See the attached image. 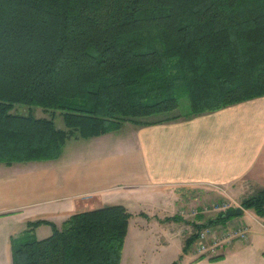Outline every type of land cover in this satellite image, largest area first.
Wrapping results in <instances>:
<instances>
[{"label":"trees","instance_id":"obj_1","mask_svg":"<svg viewBox=\"0 0 264 264\" xmlns=\"http://www.w3.org/2000/svg\"><path fill=\"white\" fill-rule=\"evenodd\" d=\"M183 95L188 110L170 113ZM260 95L264 0H0L2 163L56 158L68 138L114 131L124 121L157 123ZM14 103L50 116L13 112ZM55 111L64 128L54 124ZM239 203L264 214V188ZM225 210L207 218L197 210L182 251L203 227L228 220ZM128 217L113 203L58 225L28 221L11 237V262L118 264ZM42 223L51 231L37 238L33 228Z\"/></svg>","mask_w":264,"mask_h":264},{"label":"crops","instance_id":"obj_2","mask_svg":"<svg viewBox=\"0 0 264 264\" xmlns=\"http://www.w3.org/2000/svg\"><path fill=\"white\" fill-rule=\"evenodd\" d=\"M122 128L68 138L53 159L0 162V264H12L11 237L28 221L48 219L58 225L71 213L113 203L128 210L127 231L133 229L132 216L140 231L151 223L161 229L169 258L155 264H198L203 260L198 252L186 254L192 245L182 251L192 230L191 209L211 199L238 203L264 188V95ZM242 209L225 223H245L248 232L225 247L223 259L249 249L252 262L264 264V214ZM50 231L45 223L33 228L37 238ZM146 238L139 234L133 242L141 246Z\"/></svg>","mask_w":264,"mask_h":264},{"label":"rangeland","instance_id":"obj_3","mask_svg":"<svg viewBox=\"0 0 264 264\" xmlns=\"http://www.w3.org/2000/svg\"><path fill=\"white\" fill-rule=\"evenodd\" d=\"M11 110L13 112H17L21 114L30 113L34 116H46V117L50 116L49 112L44 111L40 106L29 105L25 103H14ZM187 110H188V99H187V96L183 95V96H180L179 98L178 106L173 111H170V113L182 114L186 112ZM53 121L57 127H61V128L65 127L63 120H62V116L59 111H55V114L53 115ZM128 125H131V122L124 121L121 126V128L123 127L122 130L124 131L125 126H128ZM215 201H219V200L211 199L208 201H203L202 205L198 208L199 212L202 213L204 218L213 217L217 213L218 211L217 209L211 208V205L216 203ZM239 202L240 201H238V203ZM203 205L206 206V209L205 208L202 209ZM195 211L197 210L191 209V216H190L191 218L188 219L189 221H192V220L194 221ZM164 214L165 213H159L158 216L164 215ZM239 215L231 216L229 219L239 216ZM162 217L165 221L169 220V218H166L164 216ZM134 219H136L134 218V216H132L130 219L131 226H133V229H129V231H126L123 244H122L121 256H120V260L118 264H155L157 263V259L159 262L165 263L169 258V256H167L165 253L169 250H167L165 245L162 244V239L160 238V236L163 235V232L161 231V229L159 227L154 226L151 223L147 226L145 225L144 230L140 231L137 225L136 226L133 225ZM191 229L193 230L192 226H191ZM189 230H190V227H189ZM127 232H128V235H127ZM139 234L148 235V238L145 239L148 241L143 242L141 246L139 244L135 245L133 242L135 240V237ZM178 235H179L178 237L180 238V234ZM197 242H198V239L195 240L194 243L192 244L191 250L186 252L187 255L196 252ZM123 249H124V254H123ZM226 253L227 251L224 253V255H221L219 258L217 257L213 259L209 258L208 256L199 257V258H203V260H201L198 264H254V261L252 262L253 256L249 249L242 250L240 252L236 251L235 254L231 255L227 260L224 261L223 258L224 256H226ZM153 258H154V262H152ZM209 259H211L212 261H210ZM183 260L184 258L181 261Z\"/></svg>","mask_w":264,"mask_h":264},{"label":"built area","instance_id":"obj_4","mask_svg":"<svg viewBox=\"0 0 264 264\" xmlns=\"http://www.w3.org/2000/svg\"><path fill=\"white\" fill-rule=\"evenodd\" d=\"M215 204L211 205L212 209L225 210L228 207H234L240 205L236 201L227 198L215 201ZM206 206L203 205L202 209ZM198 210V208H193ZM197 211L194 212V214ZM248 232V226L245 223H218L215 225H208L203 227L199 231L198 242L196 244V252L199 255L213 256L222 254L225 247L234 239L244 238Z\"/></svg>","mask_w":264,"mask_h":264},{"label":"water","instance_id":"obj_5","mask_svg":"<svg viewBox=\"0 0 264 264\" xmlns=\"http://www.w3.org/2000/svg\"><path fill=\"white\" fill-rule=\"evenodd\" d=\"M243 211L242 207L237 205L235 207L226 209L225 212L223 213L224 217H228V216H235V215H239L241 214Z\"/></svg>","mask_w":264,"mask_h":264}]
</instances>
